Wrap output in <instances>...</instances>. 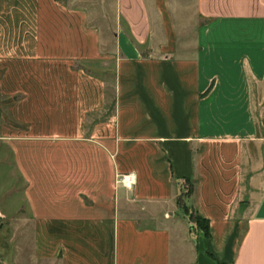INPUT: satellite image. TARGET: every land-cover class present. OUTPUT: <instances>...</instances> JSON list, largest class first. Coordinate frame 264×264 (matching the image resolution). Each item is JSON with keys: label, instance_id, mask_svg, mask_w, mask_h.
Instances as JSON below:
<instances>
[{"label": "crops", "instance_id": "obj_1", "mask_svg": "<svg viewBox=\"0 0 264 264\" xmlns=\"http://www.w3.org/2000/svg\"><path fill=\"white\" fill-rule=\"evenodd\" d=\"M96 1L0 0V220L60 264H264V0H195L191 40Z\"/></svg>", "mask_w": 264, "mask_h": 264}, {"label": "rangeland", "instance_id": "obj_2", "mask_svg": "<svg viewBox=\"0 0 264 264\" xmlns=\"http://www.w3.org/2000/svg\"><path fill=\"white\" fill-rule=\"evenodd\" d=\"M173 1L178 3V11H182L183 13L182 16H179V13L177 14L178 25L190 27L188 36H190L191 40L193 39V29L199 23V19L196 16L195 0ZM92 5V8L96 9L97 13L103 12V0H97L93 2ZM94 66H96L99 73L103 70L100 65ZM190 197L185 196L181 203L183 204L187 200L188 210L194 214L195 210L191 205L192 199H190ZM181 209L184 210L183 208ZM24 222L25 219L21 217L14 220H0V264H60L57 258L45 259L36 256L34 225ZM197 236V234L193 236L194 243L198 240Z\"/></svg>", "mask_w": 264, "mask_h": 264}, {"label": "trees", "instance_id": "obj_3", "mask_svg": "<svg viewBox=\"0 0 264 264\" xmlns=\"http://www.w3.org/2000/svg\"><path fill=\"white\" fill-rule=\"evenodd\" d=\"M213 83L210 85V87L207 89V91L204 94H207L211 88H212ZM195 190V185L193 183L192 180L190 179H185L184 182L182 183V187H181V194H180V199H178V204L181 208H183L187 213L190 214V218L192 221V227L201 229L204 231V233L206 235L210 234V221L207 218H203L202 216H200L197 213L192 214L189 210H188V204H187V200L185 203H181L182 199L186 197H190V195L192 196ZM190 193V194H189ZM219 264H227V263H219Z\"/></svg>", "mask_w": 264, "mask_h": 264}, {"label": "built area", "instance_id": "obj_4", "mask_svg": "<svg viewBox=\"0 0 264 264\" xmlns=\"http://www.w3.org/2000/svg\"><path fill=\"white\" fill-rule=\"evenodd\" d=\"M134 174L133 173H127V174H120L118 175V181L123 184V186L127 188H132L134 184Z\"/></svg>", "mask_w": 264, "mask_h": 264}]
</instances>
